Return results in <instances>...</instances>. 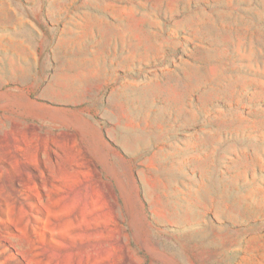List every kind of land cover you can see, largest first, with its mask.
I'll return each mask as SVG.
<instances>
[{
    "label": "rangeland",
    "instance_id": "1",
    "mask_svg": "<svg viewBox=\"0 0 264 264\" xmlns=\"http://www.w3.org/2000/svg\"><path fill=\"white\" fill-rule=\"evenodd\" d=\"M0 264H264V0H0Z\"/></svg>",
    "mask_w": 264,
    "mask_h": 264
},
{
    "label": "crops",
    "instance_id": "2",
    "mask_svg": "<svg viewBox=\"0 0 264 264\" xmlns=\"http://www.w3.org/2000/svg\"><path fill=\"white\" fill-rule=\"evenodd\" d=\"M8 94H21L23 98L27 97V94H31V91L29 88H26L24 86L17 87L14 92L8 93Z\"/></svg>",
    "mask_w": 264,
    "mask_h": 264
}]
</instances>
